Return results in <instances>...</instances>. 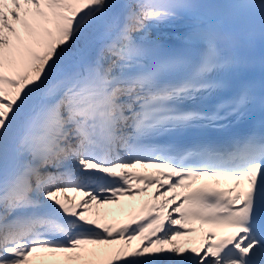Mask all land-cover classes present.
Here are the masks:
<instances>
[{
    "label": "snow or ice",
    "instance_id": "snow-or-ice-1",
    "mask_svg": "<svg viewBox=\"0 0 264 264\" xmlns=\"http://www.w3.org/2000/svg\"><path fill=\"white\" fill-rule=\"evenodd\" d=\"M0 264H264V0H0Z\"/></svg>",
    "mask_w": 264,
    "mask_h": 264
},
{
    "label": "bare ground",
    "instance_id": "bare-ground-1",
    "mask_svg": "<svg viewBox=\"0 0 264 264\" xmlns=\"http://www.w3.org/2000/svg\"><path fill=\"white\" fill-rule=\"evenodd\" d=\"M129 204H132L134 206L135 205V200L134 201H129L128 198L125 197V198H122L120 205L111 206L113 209H117V211L113 214L112 217H110V219L111 218L116 219L117 217H122V216H125V215H129V209H128V205ZM120 208H123L124 210L121 212V211H119ZM136 243H138V241Z\"/></svg>",
    "mask_w": 264,
    "mask_h": 264
},
{
    "label": "rangeland",
    "instance_id": "rangeland-1",
    "mask_svg": "<svg viewBox=\"0 0 264 264\" xmlns=\"http://www.w3.org/2000/svg\"><path fill=\"white\" fill-rule=\"evenodd\" d=\"M71 195V194H70Z\"/></svg>",
    "mask_w": 264,
    "mask_h": 264
}]
</instances>
